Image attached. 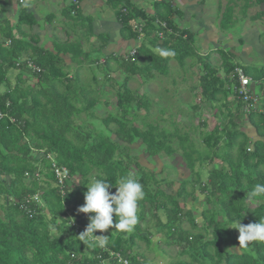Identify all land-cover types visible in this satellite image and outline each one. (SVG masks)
<instances>
[{
  "label": "trees",
  "instance_id": "16d2710c",
  "mask_svg": "<svg viewBox=\"0 0 264 264\" xmlns=\"http://www.w3.org/2000/svg\"><path fill=\"white\" fill-rule=\"evenodd\" d=\"M106 1L122 4L118 10L120 23L129 38L154 35L149 38L150 47L143 45L129 57L102 55L100 47L96 49L101 54L97 57L91 55L94 50H85L79 43L64 42L50 51L9 34L11 37L6 40L12 44H0V264H122L117 254L129 264H148L146 256L139 252V242H145L148 248L155 244L158 254L170 258L168 250L160 247L161 241L167 248L183 243L182 250L168 264H264V242L253 241L239 247V231L234 228L239 222L247 225L264 220V194L251 195L255 185H264V113L247 115L257 132L255 141L250 142L234 122L235 117H230L223 128L216 125L203 134L204 152L197 150L189 133H182L175 123L169 130L147 121L151 102L146 96L139 97L129 83L136 76L148 82L157 72L165 75L171 61L185 66L195 54L192 36L184 31L177 35L174 29L170 32L173 10L163 0L154 2L157 13L153 17L133 10L125 0ZM76 5L72 4L73 9ZM72 12L69 10V14ZM135 21H139L137 28ZM161 49L171 50L174 55L163 57ZM28 60L40 71L30 68ZM238 65L224 55L222 76L216 66L205 65L207 73L197 88L203 103H227L217 96L234 90ZM69 66L74 69L67 70ZM85 67L94 68L91 82L83 79L81 71ZM243 68L252 80L264 79V68ZM10 73L15 76L11 78ZM113 73L122 80L111 77ZM98 75L104 78L102 85ZM106 82H114L119 89L115 110L101 118L103 126L98 130L95 110L110 102L107 98L102 101L107 96ZM236 102L240 109L242 102ZM199 105L196 102L194 109ZM142 109L147 113L144 117L138 114ZM83 114L87 121L81 118ZM205 123L206 119L203 127L207 126ZM175 139L191 176L180 183L174 195L159 187L155 175L145 172L128 148L140 143L146 156L165 161L179 151L173 146ZM250 143L252 150L248 149ZM206 148L214 154H208ZM218 159L226 165L212 168L208 181H203L196 164H212ZM132 163L138 166L140 175L131 172ZM57 168L69 172L64 195L57 186ZM128 175L138 179L145 191V197L138 201V222L132 232L113 227L81 237L92 215L78 211L85 202L87 186L95 179L106 178L114 193L115 185ZM76 178L79 180L74 186ZM197 186L206 196L205 203L212 206L200 212L201 223L192 211L183 212L179 201L192 195ZM36 195L41 201L38 204L31 200ZM160 212L165 222L160 219ZM147 214L156 218L163 235L156 242L152 241V231L144 232L141 225L146 223ZM113 219L115 223L119 217L114 215ZM185 223L190 229L184 228ZM100 240H106L104 247L99 246Z\"/></svg>",
  "mask_w": 264,
  "mask_h": 264
},
{
  "label": "crops",
  "instance_id": "0c3cea01",
  "mask_svg": "<svg viewBox=\"0 0 264 264\" xmlns=\"http://www.w3.org/2000/svg\"><path fill=\"white\" fill-rule=\"evenodd\" d=\"M40 1L43 3L45 0H0L2 46L12 44L11 41L6 40V38L10 39L9 34H11L18 40L30 42V46H40L53 51L59 48L61 43H77L72 34L80 31L83 32L81 37L86 43L83 44L82 41L78 43L82 44L85 50L91 46L94 51L102 47L103 55L116 57L119 54L128 55L140 40H151L149 38L154 36L147 38L146 34H140L139 37L129 38L120 23L118 10L122 4H119V1L108 2L106 5L102 3V6L100 0H47L53 5L50 14L40 11ZM126 1L133 10H141L149 17L156 16L157 4L154 0ZM163 1L173 10L171 20L173 27L169 29L170 32L174 29L173 33L176 34L180 31L190 34L194 55L201 59L206 58L208 61L209 56L213 55L211 60H216L214 64L218 61L220 63L222 57L226 55L239 64L238 66L250 67L254 70L264 68V0ZM74 2L77 3L76 9L72 6ZM215 4L219 7L217 11L213 7ZM69 10L75 11V14H69ZM21 20L26 22L21 23ZM138 22L135 21L134 26ZM142 35L146 37L140 39ZM220 54L222 56H218ZM27 55L23 56L27 57ZM67 58L69 59L66 57V60ZM206 65L208 68L214 67L211 63ZM203 67L205 68L204 63ZM202 71L203 75L207 73V70L202 69ZM251 88L260 98L261 113H264V79L253 80ZM232 95L237 101L234 91ZM235 101L232 98L229 102ZM246 128L248 131H254V138L246 132L250 136V142L258 139L254 128L250 125ZM248 149H253L252 143L248 145Z\"/></svg>",
  "mask_w": 264,
  "mask_h": 264
},
{
  "label": "rangeland",
  "instance_id": "374dc122",
  "mask_svg": "<svg viewBox=\"0 0 264 264\" xmlns=\"http://www.w3.org/2000/svg\"><path fill=\"white\" fill-rule=\"evenodd\" d=\"M157 0H154V2ZM215 1V0H214ZM108 4V1L106 0H100V4L102 5ZM102 5V6H103ZM215 4L213 7H215V11L219 9L218 6ZM116 7V6H115ZM40 11L44 12V14H47L53 10V5L50 4L49 1L45 0L43 3L40 1ZM48 14V15H49ZM83 32L75 31L74 34H72L73 39L75 42L82 41L83 44L86 43V40H82L81 34ZM145 35H142L143 39ZM146 37V36H145ZM3 43V40H1ZM145 45L146 47H150L149 40H140L138 42V45L135 47L138 49L139 47ZM132 49V48H131ZM130 49V50H131ZM88 50H94L93 46H91ZM156 52V51H155ZM159 53V51H158ZM92 56L97 55L98 52L95 51L93 54L91 52ZM101 55V54H100ZM99 55V56H100ZM103 55V54H102ZM218 56H222L221 54ZM213 58V55L209 56V61L206 60V58L201 59L198 56L192 54L190 59L186 60V65L181 66L178 64L177 61H171L169 64V69L166 72L165 75L159 74L158 72L153 75L150 81L146 82L147 80L144 77H138L136 76L131 82L129 83V88L131 90H134L138 93L139 97L146 96L147 99L151 102L152 108L148 115L147 121L149 122H155L162 125V127H165L169 130H172L173 126L172 123H175L179 126L182 133L188 132L189 137L196 145L195 148L199 150L200 152H204L205 147L202 144V136L204 133L208 134V132L212 131L213 128L216 125H219L221 128H223L229 121L230 117H235V121L237 120L239 128L243 129L244 132H248V134L251 137H255L254 131H248L247 125L249 126L247 112L242 108L243 105H241L240 109H237L238 103L235 101V97L232 95L233 91L231 93L227 94L226 92L220 93L217 98L222 100V102L225 103H203L204 98L203 96L197 94L200 82V77L203 75V71L207 70V68L203 67V63L206 65L207 63H211L214 67L217 64V71H219V75H224V71L222 68V61L216 62V60H211ZM202 60V62H200ZM69 59L67 58V62ZM254 67V66H253ZM88 67H85L81 73L83 76V79L86 80L85 82H91V75L94 70V68L91 70H87ZM74 69L73 66L67 67V70L72 71ZM209 70V69H208ZM205 72V71H204ZM99 74V73H98ZM15 74H10V77L13 78ZM74 76V75H73ZM100 76V75H98ZM111 77L118 79L119 81L122 80L120 76H118L116 73L111 74ZM101 80V85L103 83V77H99ZM14 80V79H13ZM146 80V81H145ZM252 85V84H251ZM192 86H194L192 88ZM104 90L107 92V96L105 98H102V101L110 100L109 105H105L104 103L100 104L99 107L95 110L96 119L94 123H96V128L98 130H101V127L103 126L101 118L106 117L108 112L115 110V104H116V96H117V90L119 89L118 86L113 82H106L104 86ZM195 89V90H194ZM227 94V97H226ZM236 102H229L231 99ZM196 102L200 103L198 109H194V105ZM231 103V105H230ZM222 104L225 105L223 108ZM228 104V106H227ZM259 107H261L260 104H258ZM258 110V109H256ZM220 112H222V115H219ZM255 112V111H252ZM216 117L214 114H216ZM251 113V112H250ZM249 113V114H250ZM139 116L144 117L147 115L145 110L139 111ZM81 118L83 121H87L85 114L81 115ZM206 119L207 124L206 127H203V122ZM77 123H81V120H76ZM253 128V127H252ZM251 132V133H250ZM246 133L248 137H250ZM224 145V144H222ZM175 149L179 150L178 146V140H174L173 144ZM208 154L212 153L213 151L208 150ZM222 151V148L220 149V153ZM227 148L224 145L223 146V152H226ZM128 152L135 156L137 162L139 163V166L145 171V172H151L155 175L156 180L160 183L159 187L163 190L168 191L169 193H173L174 195L177 192V187L180 185V183L184 180H187L190 178L191 173L189 169L185 166V163L182 159V152L179 150L175 157L172 159L165 158V161L158 157H148L143 152H141V144L137 143L134 145L129 146ZM226 164L222 162L220 159L215 160L212 164L210 162H205L203 164H196V170H200L201 177L203 181H208V172L212 168H221L225 166ZM131 172L134 174H141V171L139 170L138 166L136 164L132 163L131 166ZM74 186L78 184L77 178L74 179ZM72 187V185H71ZM153 190L156 189V184L152 185ZM190 189V187H188ZM206 196L204 193L200 192L198 189V186L196 187V191L192 195H188L187 197L180 198V204L183 209V212H187L188 210L192 211L193 217L196 218L198 223H201L202 217L200 215V212L206 209H211L212 206L207 205L205 203ZM146 223H142V227L144 228V232H147V229H150L152 231V241L156 242L163 238V235L160 231V227L156 226V218H153L151 215H146ZM162 222L166 221V218L162 212H160L159 215ZM187 221V220H185ZM185 229H190V226L188 223H185L184 225ZM141 229V228H140ZM142 231V229H141ZM211 238V235L209 236ZM140 243V249L139 252L143 253L146 256V259L148 264H168L170 260L174 259L176 257V254L180 252L182 249L183 243L180 245H171L169 248H167L163 241L160 243V247L162 249H167L170 255V258H166V256L160 255L157 253L156 245L152 244L151 248H148L145 244V242H139Z\"/></svg>",
  "mask_w": 264,
  "mask_h": 264
},
{
  "label": "clouds",
  "instance_id": "9594fccd",
  "mask_svg": "<svg viewBox=\"0 0 264 264\" xmlns=\"http://www.w3.org/2000/svg\"><path fill=\"white\" fill-rule=\"evenodd\" d=\"M160 55L167 57L174 55V52L161 49ZM255 111L261 112L260 107L259 110ZM112 187L113 185L106 178L95 179L90 186H87L85 202L79 207L78 211L86 214L91 213L92 215L89 217L90 223L80 234L81 237L88 233L94 234L97 230L103 233L113 227L121 232L131 233L137 224L138 201L145 197L143 185L138 179L128 175L122 177L119 183L115 185L116 191L114 193L110 191ZM261 194H264V185H255L251 195L259 196ZM114 215L119 217V220H115V223ZM234 228L239 231V247H246L253 241L264 242V220H258V222L247 225L239 222ZM105 244L106 240L99 241L100 247H104Z\"/></svg>",
  "mask_w": 264,
  "mask_h": 264
},
{
  "label": "built area",
  "instance_id": "2783aa9c",
  "mask_svg": "<svg viewBox=\"0 0 264 264\" xmlns=\"http://www.w3.org/2000/svg\"><path fill=\"white\" fill-rule=\"evenodd\" d=\"M22 2V1H20ZM75 3V2H74ZM73 15L75 14V11L72 12ZM166 25L163 24V27ZM137 28V25L135 26ZM162 37V34H159ZM160 37V38H161ZM136 54V48H133L127 55L134 56ZM20 63H17V66H19ZM28 66L32 68L33 70L40 71V69L31 61L28 60ZM234 75L237 79V85L234 87V92L237 95L238 100H240L243 104V109L248 114L252 111H255L256 109L259 110L258 104H260V98L257 94L252 90L251 84L252 80L249 76L246 75L245 70L241 66H237L234 71ZM56 173V179L58 180L57 186L60 188V192L64 195L66 193V182L69 178V172L65 168L61 169H55ZM32 201L36 202L37 204L40 203L38 195L31 198ZM118 258V262L122 264H129L127 260L123 259L120 255H116Z\"/></svg>",
  "mask_w": 264,
  "mask_h": 264
}]
</instances>
